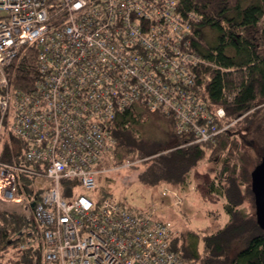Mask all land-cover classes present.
Instances as JSON below:
<instances>
[{"label":"built area","instance_id":"2783aa9c","mask_svg":"<svg viewBox=\"0 0 264 264\" xmlns=\"http://www.w3.org/2000/svg\"><path fill=\"white\" fill-rule=\"evenodd\" d=\"M178 6L0 0V137L6 129L19 141L12 162L0 161V201L20 203L17 177L31 179L42 264H187L170 251L172 226L156 220L155 209L140 213L92 196L98 167L112 161L110 126L132 107L169 119L187 144H213L228 128L224 109L207 106L194 89L193 16ZM27 44L37 49L38 71L29 93L7 79ZM160 195L182 203L173 189Z\"/></svg>","mask_w":264,"mask_h":264},{"label":"trees","instance_id":"16d2710c","mask_svg":"<svg viewBox=\"0 0 264 264\" xmlns=\"http://www.w3.org/2000/svg\"><path fill=\"white\" fill-rule=\"evenodd\" d=\"M178 8L183 17L191 14L194 20L189 50L200 58L193 69L194 89L207 106L224 109L223 125L228 128L213 144H187L184 137L173 135L177 139L173 147L144 150L139 146L138 127L151 114L134 106L110 126L112 160L117 164L125 157L139 159L136 180L140 184L180 193L200 173L196 192L220 198L222 212L209 214L215 222L225 217L223 226L207 225L196 233L191 228L174 232L172 226L169 249L187 264H264V230L256 222L243 152V136L255 133L244 142L257 153L254 164L264 158V0H179ZM36 63L35 46L20 47L7 68L9 84L31 92L38 78ZM12 160L9 147L0 151V161ZM31 183L29 177L18 175L21 202L0 201V264L43 262V230L32 214Z\"/></svg>","mask_w":264,"mask_h":264},{"label":"rangeland","instance_id":"374dc122","mask_svg":"<svg viewBox=\"0 0 264 264\" xmlns=\"http://www.w3.org/2000/svg\"><path fill=\"white\" fill-rule=\"evenodd\" d=\"M206 35L207 37H211L210 32H206ZM150 114L148 121L138 127L140 148L152 150L155 148L173 147L177 139L173 132L171 121L159 114ZM253 136H256L255 133L250 136L244 135V141L253 138ZM244 141L243 152L246 155L244 169H247L251 173L254 165H256L254 164L253 157L257 156V153L255 154V151L249 148V145ZM5 147L11 148L14 152H19V141L11 136L6 129L3 130L0 137V150ZM122 160H129L134 164L124 167ZM122 160L117 164L113 160L110 161V164L109 160H102V163L98 167L100 173L96 176L95 191L92 193L94 197L100 198L105 195L108 199L110 197L114 198L129 209L140 213H149L155 209L154 218L156 220L166 219L173 226L174 232L184 229L187 231L191 228L196 233L207 225L212 228H216L217 225H224L226 221L225 217L221 216L219 221L215 222V219L213 220L209 214L211 212H222V201L220 198L214 194L202 196L195 190V184L199 182L196 178L200 173H195L192 183L184 192L180 193V191L173 189L178 192L182 199V204L175 207L170 198L161 199L160 193L164 188L160 190L154 187H147L136 180L140 169L139 159L132 160L125 157ZM170 216L174 219L171 220Z\"/></svg>","mask_w":264,"mask_h":264},{"label":"water","instance_id":"95a60500","mask_svg":"<svg viewBox=\"0 0 264 264\" xmlns=\"http://www.w3.org/2000/svg\"><path fill=\"white\" fill-rule=\"evenodd\" d=\"M250 188L254 198L256 222L264 230V158L250 173Z\"/></svg>","mask_w":264,"mask_h":264}]
</instances>
